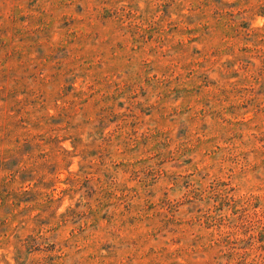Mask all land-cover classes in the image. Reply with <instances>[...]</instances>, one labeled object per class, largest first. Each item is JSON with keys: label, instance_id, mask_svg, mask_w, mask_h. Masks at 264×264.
<instances>
[{"label": "rangeland", "instance_id": "374dc122", "mask_svg": "<svg viewBox=\"0 0 264 264\" xmlns=\"http://www.w3.org/2000/svg\"><path fill=\"white\" fill-rule=\"evenodd\" d=\"M0 264H264V0H0Z\"/></svg>", "mask_w": 264, "mask_h": 264}]
</instances>
